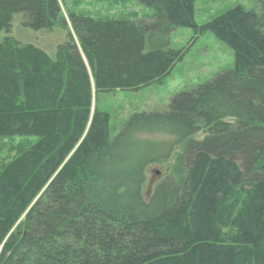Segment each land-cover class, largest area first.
<instances>
[{
	"label": "trees",
	"instance_id": "obj_1",
	"mask_svg": "<svg viewBox=\"0 0 264 264\" xmlns=\"http://www.w3.org/2000/svg\"><path fill=\"white\" fill-rule=\"evenodd\" d=\"M137 1L148 20L69 13L53 57L0 41V141L35 138L0 170V264H264V0L200 26L195 0ZM14 17L66 25L57 0H0V32ZM179 27L223 40L238 67L111 138L99 95L163 83ZM170 158L144 196L147 167Z\"/></svg>",
	"mask_w": 264,
	"mask_h": 264
},
{
	"label": "rangeland",
	"instance_id": "obj_2",
	"mask_svg": "<svg viewBox=\"0 0 264 264\" xmlns=\"http://www.w3.org/2000/svg\"><path fill=\"white\" fill-rule=\"evenodd\" d=\"M66 25L55 24L51 29L32 30L23 26L14 17L9 32H0V41L4 36H11L24 44H33L54 56L56 47L66 39L67 31H72L69 13L90 16L102 20H148L153 11L141 5L137 0H57ZM241 4L249 9L255 0H195L194 19L200 26L216 16ZM171 45L179 50V60L165 76L163 83L152 84L140 90H116L102 93L98 97V107L109 116L111 138L115 137L125 121L133 113L165 111L171 100L181 92L190 91L198 85L214 78L218 73L238 67L234 51L211 33L200 34L191 28L179 27L171 34ZM95 100L92 101V111ZM203 137V132L195 135ZM151 139H168L163 135L149 136ZM35 138H12L0 141V170L5 162L21 152ZM174 158L152 163L146 169V181L142 193L148 196L153 185L164 175ZM238 201V200H237ZM236 202V198L228 201ZM226 240H231L235 228L230 223L225 228ZM248 249V245H244ZM247 263V262H246Z\"/></svg>",
	"mask_w": 264,
	"mask_h": 264
}]
</instances>
